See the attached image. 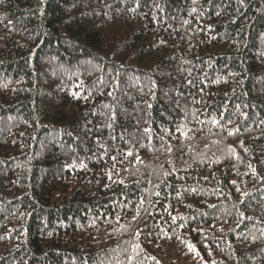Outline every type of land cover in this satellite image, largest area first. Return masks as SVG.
I'll return each mask as SVG.
<instances>
[{
  "label": "trees",
  "instance_id": "trees-1",
  "mask_svg": "<svg viewBox=\"0 0 264 264\" xmlns=\"http://www.w3.org/2000/svg\"><path fill=\"white\" fill-rule=\"evenodd\" d=\"M0 264H264V0L0 3Z\"/></svg>",
  "mask_w": 264,
  "mask_h": 264
},
{
  "label": "snow or ice",
  "instance_id": "snow-or-ice-1",
  "mask_svg": "<svg viewBox=\"0 0 264 264\" xmlns=\"http://www.w3.org/2000/svg\"><path fill=\"white\" fill-rule=\"evenodd\" d=\"M4 2V0H0V3H3ZM148 107H151V104H149L148 105ZM113 119H114V117H113ZM180 129H179V126L177 127V131H179ZM191 131V130H190ZM145 132H150V129H145ZM182 135H187V133H181ZM230 135L232 134V133H229ZM168 151H171V149L170 148H168L167 149ZM133 155V153L131 152V151H128L127 152V156H132ZM113 159H115V158H113ZM110 178V177H109ZM233 183L235 184V181H233Z\"/></svg>",
  "mask_w": 264,
  "mask_h": 264
}]
</instances>
